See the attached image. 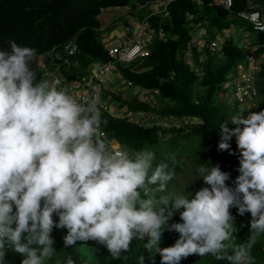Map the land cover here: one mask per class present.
Masks as SVG:
<instances>
[{
  "label": "clouds",
  "instance_id": "clouds-1",
  "mask_svg": "<svg viewBox=\"0 0 264 264\" xmlns=\"http://www.w3.org/2000/svg\"><path fill=\"white\" fill-rule=\"evenodd\" d=\"M156 1L101 7L95 31L110 58L105 62L80 60L79 33L39 54L15 41L10 42V50H0V264H5L9 251L23 256L22 264H45L56 253L54 228L67 229L66 248L77 242L96 241L116 259L138 239L146 240L144 247L149 252L154 250L160 255V264H180L193 254L211 255L229 264H254L252 247L264 235V110L260 111L264 100L258 87L263 63L258 53L264 46L258 39L264 34V19L259 11L241 13L250 23L233 17L223 6H210L208 0L202 6L188 0L202 11L219 9L225 13L226 21L246 29L238 41L230 26L221 31L208 30L204 22L198 26L190 21L192 39L179 59L192 64L201 80L204 71L197 65V53L200 63L209 58L224 60L225 46L233 42L243 55L223 87L230 101L236 102L231 81L237 77L238 66L245 62L246 55L258 47L254 54L261 67L256 79L260 106L256 111L241 107L249 111L246 117L239 112L233 114L230 123L236 126L234 129H229V123L221 126L219 150L229 149L226 141L235 137L240 153V174L234 188L227 183L230 173L216 164L200 170L207 187L194 196L165 194L176 175V157L157 163L152 150L125 147L102 125L106 123L102 115L108 114L142 127L159 124L165 129L181 128L177 123L183 120L159 119L153 112L132 111L128 104L136 101L161 109L160 91L135 85L118 68L133 72L150 69L144 64L151 55L150 45L156 38L168 37L162 26L158 30L152 26L151 19L159 16L165 20L172 0H162L163 6ZM239 1L241 8L237 9L233 0L234 11L246 6L247 0ZM254 3L264 6V0ZM118 12L125 13L114 16ZM101 16L105 20L108 16L107 21L102 22ZM188 17L192 19L191 14ZM142 23L150 25L151 40L146 44L149 56L131 61L112 56L110 50L129 42ZM245 32L256 33L255 41L251 43ZM225 34L229 35L227 39ZM216 35L222 38L223 51L211 55L198 41H211ZM73 45L77 51L70 54L68 48ZM188 45L193 47L192 60L185 56ZM36 57L43 74L41 81H37L31 68ZM98 64L113 65L111 81L89 85L90 74ZM81 96L87 99L83 101ZM231 208H237L240 215L251 214V235L245 243H236ZM176 212L182 222L169 224ZM165 230L179 233L174 245L161 247ZM67 264L74 262L69 258Z\"/></svg>",
  "mask_w": 264,
  "mask_h": 264
},
{
  "label": "trees",
  "instance_id": "trees-1",
  "mask_svg": "<svg viewBox=\"0 0 264 264\" xmlns=\"http://www.w3.org/2000/svg\"><path fill=\"white\" fill-rule=\"evenodd\" d=\"M135 1L137 0H0V50H10V42L15 41L20 46L34 48L39 54L79 33L80 60L83 63L108 61L110 58L107 51L95 31L99 26L97 15L101 7L125 6ZM235 1V7L241 8V2ZM188 14H191L192 19H189ZM190 21L198 26L204 22L203 26L208 30L221 31L229 27L225 13L219 9L202 11L188 0H172L165 20L159 16L151 19L152 26L157 30L162 26L168 37L166 40L156 38L150 45L151 55L144 62L150 69L133 72L122 66L118 68L121 75L132 80L135 85L147 90L160 91L158 102L163 106L161 109L136 101L128 104L132 111L153 112L159 119L165 117L199 121L189 132L185 133L183 128L175 129L172 137L190 141L196 139L201 164L210 166L218 164L222 171L230 173V180L227 183L234 188V182L240 174L238 171L240 153L235 137L226 141L230 145L229 149L219 150V143L223 139L221 126L223 123H229V129H234L236 126L230 123V117L238 112L246 117L249 111L242 109L237 102L221 99V95H225L227 90L223 85L228 75L235 71L243 52L233 42H228L223 62L220 66L214 67L211 58L200 63V54L195 49L197 65L203 66L204 71L200 80L192 64L178 57L192 39ZM248 28L253 30L251 26ZM258 40L264 42V34H261ZM205 51L208 55V50ZM258 56L263 58L258 87L264 100V46L260 48ZM31 68L36 73L37 81H41L43 74L37 66V57L31 63ZM227 105H230V108ZM261 110H264V107H261ZM102 120L106 121L102 125L111 137L116 138L125 147L137 150H151L161 141L162 134L167 133V129L159 124L142 127L126 119H115L108 114L102 115ZM198 184L201 188L207 187L203 179ZM230 211L235 221L247 223L244 226L245 230L251 233V214L240 215L237 208H231ZM54 219L58 222V217ZM180 222H182L180 213L176 212L169 224ZM66 234V228L53 229L54 244L61 250L62 261L58 262L53 255L45 264H67L69 258L74 264H93L91 257L85 255L78 242L74 246L65 247ZM177 239L179 233L165 230L161 247L172 246ZM145 242L146 240L134 239L130 250L122 252L118 259L113 258L109 252V264H144L149 255V251L144 247ZM251 256L254 264L264 257V235L257 238ZM23 258L9 251L5 264H22ZM155 258L156 263L160 264V255L155 253ZM201 260L202 257L193 254L182 259L180 264H201Z\"/></svg>",
  "mask_w": 264,
  "mask_h": 264
},
{
  "label": "rangeland",
  "instance_id": "rangeland-1",
  "mask_svg": "<svg viewBox=\"0 0 264 264\" xmlns=\"http://www.w3.org/2000/svg\"><path fill=\"white\" fill-rule=\"evenodd\" d=\"M125 12H118L114 13V16L118 15H124ZM108 16L103 18L101 16L102 22L107 21ZM231 29H229L231 32H233V36L235 39L240 41L242 36L244 35L245 27H241L239 25H234L232 21L227 22ZM249 36V40L252 42L255 41L257 34H247ZM212 64L214 67H218L223 62V59L217 57L212 58ZM105 92L108 93V91L105 90ZM111 96V95H109ZM108 96V97H109ZM221 99L223 100H230V95L227 92L225 95H221ZM231 102V101H230ZM159 106V105H158ZM228 108H230V105H227ZM189 122V123H188ZM198 120L189 119L188 121H182L178 122L177 125L181 128L185 129V133L192 130L193 126L198 124ZM175 125V126H177ZM175 127L170 126L167 128V133H163L161 136V143L159 142L157 145H155L151 150L155 153L156 162H160L162 160H166L167 158L172 157L173 155L176 157L177 160V166H176V175L172 181L168 183L167 191L165 194H175V195H188V193H191L192 196L195 195L197 191L201 189L199 187V181L202 179V168L210 167L208 164H201V156L199 155V145L196 139H193L192 141L177 138L175 139L172 137V132L174 131ZM174 138V139H173ZM191 198V197H190ZM182 211V210H181ZM245 224L240 221H235V228L236 233L234 234L236 236V243L242 244L245 243L246 240L251 235L250 232L245 230ZM81 245L82 250L84 251L86 256H90L91 260L93 261V264H109V251L106 246L100 245L96 241H87V242H78ZM35 247V245H34ZM53 247L56 250V253L54 254V258L58 261H62L61 256V250L59 247L54 244ZM201 264H229L227 260L221 261L217 260L211 255L202 257V260L200 261ZM144 264H157L156 258H155V251L149 252V255L147 256ZM256 264H264V257H261L258 259Z\"/></svg>",
  "mask_w": 264,
  "mask_h": 264
},
{
  "label": "built area",
  "instance_id": "built-area-1",
  "mask_svg": "<svg viewBox=\"0 0 264 264\" xmlns=\"http://www.w3.org/2000/svg\"><path fill=\"white\" fill-rule=\"evenodd\" d=\"M198 5H205L207 0H193ZM210 6H223L227 10L233 13V17L240 20L244 19L240 14L241 13H251L253 11L261 12V18L264 19V6L260 4H255V0H247L246 6L243 10L234 11L233 10V0H208ZM156 4L163 6L165 3L162 0L156 1ZM140 8L143 5H139ZM251 23V22H250ZM135 36L125 43L122 47L112 48L110 54L115 56L119 61H131L135 57L142 56L147 57L150 54L146 44L151 40V31L150 25L148 23H142L136 28ZM163 30H161L162 35ZM229 35L225 34L224 38L227 39ZM222 38L219 35H216L211 41H206L205 39H200L198 44L204 49L208 48L211 52V55H216L223 51ZM258 50V47H253L251 52L246 55L245 62L240 63L238 66L237 77L231 81L234 95V100L238 103L240 107H245L249 111H256L259 108V92L256 87V79L260 73L261 67L260 63L255 57V52ZM70 54H75L77 51V46L73 45L68 48ZM193 47L188 45L185 50V56L189 60L193 59ZM113 75V65L112 64H98L92 70L90 78L88 79V84L99 82L102 85H106L111 81ZM128 85H132V82H129ZM81 99L85 101V96H81ZM102 135H105L104 133Z\"/></svg>",
  "mask_w": 264,
  "mask_h": 264
},
{
  "label": "crops",
  "instance_id": "crops-1",
  "mask_svg": "<svg viewBox=\"0 0 264 264\" xmlns=\"http://www.w3.org/2000/svg\"><path fill=\"white\" fill-rule=\"evenodd\" d=\"M133 94V92L131 93V95Z\"/></svg>",
  "mask_w": 264,
  "mask_h": 264
}]
</instances>
